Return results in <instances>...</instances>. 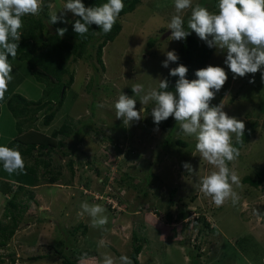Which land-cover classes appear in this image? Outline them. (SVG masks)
<instances>
[{
    "label": "rangeland",
    "instance_id": "1",
    "mask_svg": "<svg viewBox=\"0 0 264 264\" xmlns=\"http://www.w3.org/2000/svg\"><path fill=\"white\" fill-rule=\"evenodd\" d=\"M65 2L49 0L52 7L48 12L59 16ZM197 3L218 13V0H193V5ZM174 14V0H140L134 10L119 16L122 29L102 50L104 68L96 63L95 49H91L92 60L79 59L71 64L74 82L62 107L49 125L43 123L42 111L35 122L46 134L65 119L72 126L71 135L59 137L65 141L64 147L39 158L50 159L57 180L48 183L50 174L42 162L36 164L33 156H23L26 164L36 166L40 180L31 187L34 200H27L24 194L18 196L27 208L7 244L0 246V264H62L59 252L77 258L76 264H101L105 252L117 258L130 257L133 232L142 243L140 264H264V217L253 214L255 209L264 212V184L256 188L241 181L242 188L233 186L240 202L233 206L229 200L216 210L211 199L199 191L200 178L214 169L196 152L194 138L178 134V124L173 132L172 128L165 132L161 127L164 121L156 131L152 103L145 106L142 119L130 126L115 116L118 95L134 96L133 83H142L146 89L158 87L168 69L162 67L166 52H176L181 44L170 40L171 30L167 28ZM188 15L190 10L184 14L185 22ZM65 19L70 21L71 13ZM48 28L53 30L50 24ZM225 56L212 48L205 66L223 67L228 75L218 92V105L222 102L229 116L245 123L248 130L243 138L257 125L247 144L240 147L241 155L229 163L241 180L264 165V82L259 71L233 79L224 64ZM21 64L8 90L15 82L17 92L36 100L43 85L26 72L25 62ZM251 79L255 82L249 83ZM135 98L139 110L141 104ZM0 105V146H7L17 135L16 120L5 101ZM185 162L192 165L193 172L183 168ZM9 175L0 163V180L6 178L15 187L18 175ZM174 187L176 203L170 205L169 190ZM9 196L0 192L2 223L8 221L3 210ZM85 201L107 210L106 230L92 228L87 215H77ZM182 204L191 214L178 220L175 217ZM194 213L203 215L210 225L191 221ZM101 240L103 247L99 246ZM35 256L40 257L30 259Z\"/></svg>",
    "mask_w": 264,
    "mask_h": 264
},
{
    "label": "clouds",
    "instance_id": "2",
    "mask_svg": "<svg viewBox=\"0 0 264 264\" xmlns=\"http://www.w3.org/2000/svg\"><path fill=\"white\" fill-rule=\"evenodd\" d=\"M51 9L52 5H48ZM125 5L123 0H107L98 6L86 7L82 0H66L60 15L50 11L48 23H69L65 17L72 15L74 32L85 37L92 25L100 31L94 34H108L112 31ZM218 13L210 12L206 6L193 0H174V12L167 28L171 30L170 40H185L192 32L211 49L226 53L224 64L233 74V79L243 78L247 74L261 73L264 82V0H218ZM190 10L187 21L184 14ZM44 11L43 0H0V102L5 100L9 84L14 79L13 66L9 56L14 60L18 54L19 41L22 36L23 18L39 16ZM66 28H58L56 33L63 37ZM179 56L173 51L166 52L162 67L168 68L176 63ZM188 68L183 64L171 68L169 75L178 77L175 89L169 90L167 78L159 79L158 87L142 83L131 85L134 96L120 92L114 104L115 116L125 126L139 122L141 113L147 111L149 103L154 106L151 116L157 125L172 117L179 125V133L195 139V150L200 158L213 167L207 175L200 178L199 191L204 197L210 198L216 207H222L227 201L233 206L240 202L235 188H242L240 177L229 167L241 155L243 147L245 123L234 116H229L223 109L224 104L211 105L216 93L225 85L228 75L223 67L208 65L196 70L197 79L186 78ZM255 80H249L254 83ZM138 97L141 107L136 110ZM0 163L4 170L11 174H26L25 160L17 148L0 146ZM187 172H193L190 163H183ZM78 216L87 215L90 226L106 230L108 223L106 209L100 204L80 205ZM253 214L264 217V212L255 209ZM104 246V241L99 242ZM101 264H133L127 255L118 258L105 252Z\"/></svg>",
    "mask_w": 264,
    "mask_h": 264
},
{
    "label": "trees",
    "instance_id": "3",
    "mask_svg": "<svg viewBox=\"0 0 264 264\" xmlns=\"http://www.w3.org/2000/svg\"><path fill=\"white\" fill-rule=\"evenodd\" d=\"M48 1L49 0H43L44 11L41 15L26 16L23 18L24 26L21 30L22 36L19 41L17 57L12 60L11 56H9L10 63L13 66V77L16 76V71L21 67V63L25 62L24 67L26 72L34 76V78L43 85L42 95L36 100L29 99L22 93L17 92V88L14 86L15 82H13V84H11L13 85L12 88L5 94L4 101L7 109L16 120L15 125L17 129L16 137L10 141L7 147L17 148L22 156H33L36 164L42 162L46 169L45 172L50 174V176L46 178V181L48 183H54L57 180V176L56 174H52L53 171L50 165V159L45 160L39 158L43 155H49V153L55 151L56 148L59 149L64 147L66 143L64 140L59 139V137L71 135L72 126L69 120L65 119L58 128L53 129L50 134H46L35 125L37 114L42 111L43 123L46 126L51 123L56 113L62 107L66 94L68 90L71 89V85L74 82V70L71 69V64L79 59L86 61L92 60L93 56L91 49H95L96 63L99 64L101 68H104L102 50L109 41H112L118 35L122 29V24L117 19L112 31L106 35L102 33L99 35L94 34L95 32H99L100 29L96 25H92L85 38L78 36L74 32L71 23L72 18L69 23L57 22L51 24L53 30L50 31L48 28ZM82 2L86 7H91L105 3L107 0H83ZM123 2L125 7L119 16L134 10L140 3V0H123ZM58 28L67 29L62 38L56 33ZM149 43L150 41L148 44ZM211 52L212 48L210 49L206 43L197 39L193 32L185 40H182L176 51L179 56L178 62L170 63L163 76V78H167L169 81V90L174 91L175 82L178 79V77L169 75L171 68L177 67L178 64H183L188 68L186 78L190 81L197 79L195 76L196 70L205 68ZM220 98L221 95L217 93L214 105H218ZM161 127L165 132L172 128L173 132L178 128V125L174 118L170 117L164 121ZM256 127L257 125L252 127L246 138H243V146L249 141V136L256 131ZM246 130L248 129H245V132H247ZM177 142L182 145L187 144L183 140H177ZM166 143L167 141L165 144ZM233 143L234 146L241 147L240 145H235L234 139ZM34 153H36V155H33ZM69 163L70 167H72L73 163L71 161H69ZM25 165L26 174L18 175V179L15 180L17 184L15 187H13L12 183L7 181V179H3L5 181H1L2 179L0 180V192L5 195H10L3 210V217L8 221L7 223L0 222V246H5L7 244L8 240L17 229L22 213L27 208V203L18 199V196L24 194L27 196V200H34L35 198V194L31 187L36 186L40 180L37 174V168L35 165H28L26 163ZM241 181L256 188L262 186L264 184V165L257 167L253 175H244ZM175 193V187L169 190L168 200L170 205L176 203L173 200ZM106 194L114 195V193L110 191H106ZM153 210L158 213L157 209L153 208ZM216 210H218V207H216ZM190 214L191 211L187 209L186 204H182L175 218L178 220H185ZM192 216L193 218L191 221L202 223L206 226L210 225L203 215H195L194 213ZM170 219L174 220L171 217L168 220ZM78 226L73 227L72 230L76 231ZM84 231L85 230H83V232ZM132 244L133 249L130 253V258L133 260V264H140L138 255L142 251V243L140 242V236L136 232H133ZM59 253V256L62 258V264H76L78 262L77 258L70 259L68 255L61 252ZM39 257L35 256L30 259L36 260Z\"/></svg>",
    "mask_w": 264,
    "mask_h": 264
},
{
    "label": "crops",
    "instance_id": "4",
    "mask_svg": "<svg viewBox=\"0 0 264 264\" xmlns=\"http://www.w3.org/2000/svg\"><path fill=\"white\" fill-rule=\"evenodd\" d=\"M6 179V178H5Z\"/></svg>",
    "mask_w": 264,
    "mask_h": 264
}]
</instances>
